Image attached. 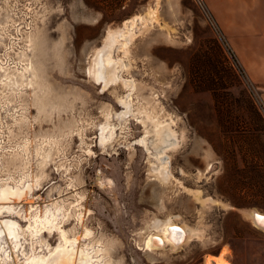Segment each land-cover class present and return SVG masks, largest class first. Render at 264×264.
I'll list each match as a JSON object with an SVG mask.
<instances>
[{
	"label": "rangeland",
	"instance_id": "1",
	"mask_svg": "<svg viewBox=\"0 0 264 264\" xmlns=\"http://www.w3.org/2000/svg\"><path fill=\"white\" fill-rule=\"evenodd\" d=\"M110 1L0 0V185L31 187L0 215L19 228L0 264L46 254L61 233L95 264H264V232L235 210L264 213V125L212 12L222 2L203 0L217 35L191 0L95 9ZM125 25L133 36L114 51L122 79L102 92L91 60ZM152 122L183 137L168 150L164 182L152 172ZM186 190L235 209H206ZM49 209L59 230L34 233L32 216ZM167 220L197 237L176 250L144 248L160 235L150 224Z\"/></svg>",
	"mask_w": 264,
	"mask_h": 264
},
{
	"label": "bare ground",
	"instance_id": "2",
	"mask_svg": "<svg viewBox=\"0 0 264 264\" xmlns=\"http://www.w3.org/2000/svg\"><path fill=\"white\" fill-rule=\"evenodd\" d=\"M126 27L127 26L125 25V28ZM132 32L133 29L127 30V28L123 33L110 32L102 43L101 47L94 53V56L90 63L89 76L94 84L101 87L102 92L108 87L116 84L117 82H120V79H122L119 72L124 65L123 62L117 61L115 59L114 51L116 47H119L123 49V52H126V44H128V42L131 40L133 36ZM121 83L125 88L133 87V83L131 81L123 80L121 81ZM125 107L126 112H124V115H127L129 105L125 104ZM152 125L154 128V135L156 137L155 143L154 145H152L154 146V160L158 163V165L156 164L157 167L152 168V172L154 176H156L160 181L164 182L167 181L171 176V173L169 171L170 162L168 157V150L170 148H177L180 140H182L183 137L178 136L170 126H166V128L164 129V126H158L153 122ZM110 134V132H107V127L105 128L104 126H102L100 128V143H104L109 138ZM140 143L145 147L143 139L140 141ZM30 189L31 187L29 185L24 186L22 182L18 185L15 184L14 186H10L9 183L0 185V215L2 213H11L14 209V204L12 203L22 200L26 193L30 191ZM186 191L188 194H190L191 198L195 202L199 203L206 209H209L212 206L216 205L223 208L229 207L228 205H224L223 202H220L221 204H219L216 202H210L209 199L202 198L199 191ZM240 213L245 218H247L254 227L264 231V228H261L259 226L256 219L257 216L264 217V213H260L255 210H241ZM57 215L58 213L52 212L50 211V209L45 211L42 216L40 215V213H35V215L32 216L31 219L32 231L34 233H38L44 229L47 231L59 230L54 226L56 224L55 222ZM157 225L160 226L157 227ZM171 227H176L180 231L178 233H170L169 229ZM149 229L156 230L160 234L155 236L152 235L150 237H147V239L145 240L144 248L150 251L157 250L161 247H164V245L169 246L171 250H176L178 247L182 246H177L175 244L180 235L183 237L182 244L188 243L196 235H198V232H196L193 228H190L185 224H174L173 222H171V220H167L164 222L155 221L150 224ZM18 231L19 228L14 223L9 221L0 222V258H4V261L8 257V254L5 252L2 244H4L6 240H8L13 246L12 248L16 249L15 243L18 240ZM90 234L91 233L89 231H85L84 237H89ZM79 252L77 254L76 240L69 241L67 240V237L63 233H61L60 242L55 248L47 250L46 254L43 255L38 253V255L30 253V255L23 260V264H95L93 261L100 263L96 259L93 260L94 257L91 255L92 251L90 253L87 252V250H83V252L81 253ZM211 263L228 264L217 257L207 259L206 264Z\"/></svg>",
	"mask_w": 264,
	"mask_h": 264
},
{
	"label": "crops",
	"instance_id": "3",
	"mask_svg": "<svg viewBox=\"0 0 264 264\" xmlns=\"http://www.w3.org/2000/svg\"><path fill=\"white\" fill-rule=\"evenodd\" d=\"M220 1L212 12L228 48L244 77L264 94V0ZM221 202L233 207L228 200Z\"/></svg>",
	"mask_w": 264,
	"mask_h": 264
},
{
	"label": "built area",
	"instance_id": "4",
	"mask_svg": "<svg viewBox=\"0 0 264 264\" xmlns=\"http://www.w3.org/2000/svg\"><path fill=\"white\" fill-rule=\"evenodd\" d=\"M191 1L199 11L200 15L203 17L205 24L211 30H213L215 34L218 35L219 32L218 26L214 22L213 17L208 11V8L206 7L204 1L203 0H191ZM249 94H250L251 102L256 108L258 114L260 115L264 125V94L258 87H254L253 85H251V83L249 88Z\"/></svg>",
	"mask_w": 264,
	"mask_h": 264
},
{
	"label": "trees",
	"instance_id": "5",
	"mask_svg": "<svg viewBox=\"0 0 264 264\" xmlns=\"http://www.w3.org/2000/svg\"><path fill=\"white\" fill-rule=\"evenodd\" d=\"M102 5L101 6H97L95 9L98 11H104L107 10L109 12H118L121 11L124 7V1L122 0H114V1H110V2H102L99 3Z\"/></svg>",
	"mask_w": 264,
	"mask_h": 264
},
{
	"label": "snow or ice",
	"instance_id": "6",
	"mask_svg": "<svg viewBox=\"0 0 264 264\" xmlns=\"http://www.w3.org/2000/svg\"><path fill=\"white\" fill-rule=\"evenodd\" d=\"M256 219H257V222H258L259 226L261 228H264V217L257 216ZM159 226L160 225H157V227H159ZM169 231H170V233H178L180 230L178 228H176V227H171L169 229Z\"/></svg>",
	"mask_w": 264,
	"mask_h": 264
},
{
	"label": "water",
	"instance_id": "7",
	"mask_svg": "<svg viewBox=\"0 0 264 264\" xmlns=\"http://www.w3.org/2000/svg\"><path fill=\"white\" fill-rule=\"evenodd\" d=\"M230 209H235V208H233V207H231ZM235 210H242V209H235ZM249 210H256V209H249ZM258 211V210H257ZM260 212V211H259ZM263 213V212H262ZM241 214V213H240ZM250 222V221H249ZM251 223V222H250ZM253 226V225H252ZM254 227V226H253ZM256 228V227H255ZM256 229H258V228H256ZM258 230H260V231H262L261 229H258ZM262 232H264V231H262ZM182 242H183V237L180 235L179 237H178V240H177V242L175 243L177 246H180V245H182ZM161 244V243H160ZM164 246H167V245H164ZM169 247V246H168Z\"/></svg>",
	"mask_w": 264,
	"mask_h": 264
}]
</instances>
